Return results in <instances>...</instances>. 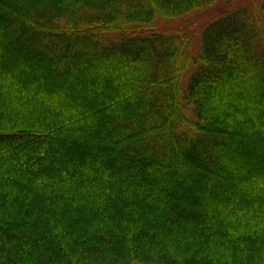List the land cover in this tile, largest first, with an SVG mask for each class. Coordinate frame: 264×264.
Masks as SVG:
<instances>
[{
  "label": "trees",
  "instance_id": "trees-1",
  "mask_svg": "<svg viewBox=\"0 0 264 264\" xmlns=\"http://www.w3.org/2000/svg\"><path fill=\"white\" fill-rule=\"evenodd\" d=\"M234 1L0 0V264H264V0L158 23Z\"/></svg>",
  "mask_w": 264,
  "mask_h": 264
},
{
  "label": "rangeland",
  "instance_id": "rangeland-1",
  "mask_svg": "<svg viewBox=\"0 0 264 264\" xmlns=\"http://www.w3.org/2000/svg\"><path fill=\"white\" fill-rule=\"evenodd\" d=\"M255 0H235L232 4L224 3L223 9L218 12L215 10L214 13H205L203 14H197L188 18H184L180 21H174L171 23H164V22H158L160 24V28H165L169 30H176L178 28L183 29H192L193 35L195 37L194 39V50L192 52V55L195 57L200 50L201 47V36L204 28L208 26L209 24L213 23L214 21L221 18L222 15H225L232 11L233 9H241V8H247V9H253ZM195 23V25L193 24ZM196 66L192 65L186 76H185V82H188L189 76L191 73L195 70Z\"/></svg>",
  "mask_w": 264,
  "mask_h": 264
}]
</instances>
